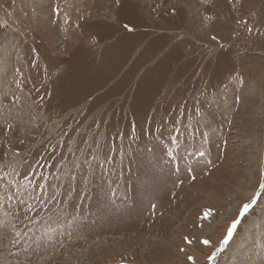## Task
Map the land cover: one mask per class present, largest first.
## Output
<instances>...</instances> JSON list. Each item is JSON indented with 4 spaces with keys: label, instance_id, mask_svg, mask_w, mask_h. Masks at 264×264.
<instances>
[{
    "label": "rangeland",
    "instance_id": "rangeland-1",
    "mask_svg": "<svg viewBox=\"0 0 264 264\" xmlns=\"http://www.w3.org/2000/svg\"><path fill=\"white\" fill-rule=\"evenodd\" d=\"M238 220L214 264H264V0H0V264H211Z\"/></svg>",
    "mask_w": 264,
    "mask_h": 264
},
{
    "label": "bare ground",
    "instance_id": "bare-ground-1",
    "mask_svg": "<svg viewBox=\"0 0 264 264\" xmlns=\"http://www.w3.org/2000/svg\"><path fill=\"white\" fill-rule=\"evenodd\" d=\"M255 198H257V195H255ZM238 224V223H237ZM236 225V224H235ZM233 226V228H232V233L235 231V227L237 226ZM220 254V249H218L216 252H215V255H214V257H213V259H212V263L211 264H214L215 263V261L218 259V255Z\"/></svg>",
    "mask_w": 264,
    "mask_h": 264
},
{
    "label": "built area",
    "instance_id": "built-area-1",
    "mask_svg": "<svg viewBox=\"0 0 264 264\" xmlns=\"http://www.w3.org/2000/svg\"><path fill=\"white\" fill-rule=\"evenodd\" d=\"M250 28V27H249ZM250 30H251V28H250ZM16 92V98H17V101L21 98V96H20V93H19V91H15ZM30 192H28V194H29ZM30 196L32 197V194H30ZM32 202H34L33 200H32Z\"/></svg>",
    "mask_w": 264,
    "mask_h": 264
}]
</instances>
